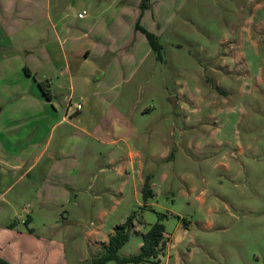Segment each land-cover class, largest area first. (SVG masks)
I'll return each instance as SVG.
<instances>
[{"label": "rangeland", "instance_id": "374dc122", "mask_svg": "<svg viewBox=\"0 0 264 264\" xmlns=\"http://www.w3.org/2000/svg\"><path fill=\"white\" fill-rule=\"evenodd\" d=\"M145 32L156 36L159 57ZM33 44L38 66L61 61L37 73L60 81L59 114L69 99L71 109L83 106L75 124L93 136L71 126L60 140L77 145L64 150L82 153L89 174L78 187L63 185L75 176L43 174V158L8 189L4 176L1 219L29 215L34 236L60 241L65 264H88L131 214L121 256L138 253L160 221L159 257L144 264H264V0H0V88L21 84L26 65L35 74ZM84 47L89 57L69 75L65 59ZM26 124L0 127V136L17 128L23 136ZM118 136L128 138L131 159L126 143L108 142ZM16 140L22 157L26 143ZM147 176L154 195L144 200Z\"/></svg>", "mask_w": 264, "mask_h": 264}, {"label": "crops", "instance_id": "0c3cea01", "mask_svg": "<svg viewBox=\"0 0 264 264\" xmlns=\"http://www.w3.org/2000/svg\"><path fill=\"white\" fill-rule=\"evenodd\" d=\"M79 19L83 20L85 15L82 17H78ZM50 39L45 40V37H42L43 41V53H46V50L51 49L50 47ZM57 40L60 43V51L62 53H66V48L62 46V41L59 36H56L54 43L57 44ZM31 52L30 55L33 57V65L36 66L35 74H31L33 68L31 65H26L25 68L29 70L30 74H25V80L22 83H17L14 87L10 89H2L0 88V127L8 126L10 123L13 126H16L19 121L26 120L27 124V131L25 135L21 136L19 128L17 130L10 129L8 133H5L4 130L1 131L0 142L2 145L4 144L5 148L0 146V162L2 161V155L5 153L7 154L10 159L6 160L8 162V167L0 168V181L4 176H8L6 179L7 182L6 188H10L13 183L19 180H22L25 175H28L37 166L40 164V160L45 158L48 159V162L42 164L41 172L44 171L43 174H52L57 176H68L71 174L75 177L69 179L68 182H63V185L78 187L80 186L79 177L81 174H89L87 173V168L82 167V153H77L73 151L71 153H66L65 148L69 146H73L75 144L70 145L68 142L64 143L62 146V141L60 140L63 138L65 133L67 132V127H76V131H80L82 133H86L90 136H93L91 131H87L84 128L78 127L75 122H79L80 120L75 118L77 115L81 114V110L83 106L81 105L80 108L75 107L74 109L70 108L71 99L68 100L69 104H66L63 113L59 114V110L57 109V105L53 103L52 96L55 92H53V88L55 89L60 88L61 84L59 80L55 81V84L49 79L47 74H37L41 70V65L48 62L53 63L56 66L61 64V61L54 60L53 58H46V61H42V63L38 66V63H34L35 59V48L36 45L30 46ZM65 49V51H64ZM91 52L90 47H84L80 49L79 52L75 51L70 53L69 56L73 58V62L67 61L65 59V66L69 67L68 72L71 75L72 67H76L77 63H83L86 58L89 57ZM50 54V51H49ZM29 55V54H28ZM60 63V64H56ZM37 64V65H35ZM41 78V79H40ZM58 78V77H56ZM21 79V77H20ZM24 81H26L24 83ZM42 81L47 84V88L51 94V98L47 99L44 93L42 92L41 88L38 85V82ZM9 82V80H8ZM6 81V83H8ZM20 82V81H18ZM70 87H73L72 81L69 80ZM9 91L7 96L2 97L4 91ZM55 91V90H54ZM52 106V109L48 107V105ZM76 104H81L77 102ZM78 114V115H79ZM51 122L49 134L47 142L43 143V126L46 122ZM59 128V140L50 148V141H51V132L54 128ZM113 128V125H111ZM74 131L73 133H76ZM23 140L26 143L25 154L20 157L16 146L11 144V139ZM120 141L126 143L127 148V157L131 159L132 156V149L131 145L128 141V138H124V136H118L115 139H111L108 142L113 144L119 143ZM43 143V145L41 144ZM77 148V145L74 147ZM111 164L112 168H116V162H119L120 159L115 160L113 156H111ZM124 155L122 156V159ZM63 159H70L72 160L71 164L66 163H59L60 160ZM13 161H21V164L16 162L12 163ZM50 162V163H49ZM19 172V175H18ZM11 175V176H10ZM14 176V177H13ZM86 182L88 186H91L93 180L87 179ZM0 183V197L3 195L2 190L4 189V185ZM11 205V204H9ZM2 208V207H1ZM29 208V206L25 205L23 210ZM26 213L29 214V211L26 210ZM31 220L30 216L28 215L27 218L24 217H14L12 219H1L0 218V257L6 259L9 264H65V254L64 249L60 241L54 239H48L44 235H40L39 237L34 236V232L28 226V222ZM19 225H25L26 229L21 228Z\"/></svg>", "mask_w": 264, "mask_h": 264}, {"label": "trees", "instance_id": "16d2710c", "mask_svg": "<svg viewBox=\"0 0 264 264\" xmlns=\"http://www.w3.org/2000/svg\"><path fill=\"white\" fill-rule=\"evenodd\" d=\"M146 37L152 47V49L158 54L160 44L157 41V38L154 34L150 32H145ZM26 74H30L27 68L24 69ZM39 87L46 96L47 99L51 98V94L47 88V84L39 81ZM150 179L147 178L144 180L141 194L144 200L153 197L154 193L149 183ZM160 217V216H159ZM134 214H131L127 217L124 223L115 226L114 232L109 235L108 240L103 244L102 249L99 253L95 255L88 264H105L108 261L114 260L118 263H137L144 264L152 260L158 259L159 257V245L163 243L164 240V225L157 221L150 226V228L142 234V242L139 248L138 253L121 256L118 254L119 249L127 242L131 226L133 224ZM0 264H9V262L0 257Z\"/></svg>", "mask_w": 264, "mask_h": 264}, {"label": "built area", "instance_id": "2783aa9c", "mask_svg": "<svg viewBox=\"0 0 264 264\" xmlns=\"http://www.w3.org/2000/svg\"><path fill=\"white\" fill-rule=\"evenodd\" d=\"M82 16H83L82 13H78V17H82ZM80 106H81L80 104H76V107H77V108H80Z\"/></svg>", "mask_w": 264, "mask_h": 264}, {"label": "water", "instance_id": "95a60500", "mask_svg": "<svg viewBox=\"0 0 264 264\" xmlns=\"http://www.w3.org/2000/svg\"><path fill=\"white\" fill-rule=\"evenodd\" d=\"M171 101H172V102H173V104H174V98H172V99H171Z\"/></svg>", "mask_w": 264, "mask_h": 264}]
</instances>
